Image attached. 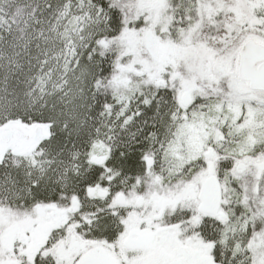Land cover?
I'll list each match as a JSON object with an SVG mask.
<instances>
[{
	"label": "snow or ice",
	"instance_id": "snow-or-ice-1",
	"mask_svg": "<svg viewBox=\"0 0 264 264\" xmlns=\"http://www.w3.org/2000/svg\"><path fill=\"white\" fill-rule=\"evenodd\" d=\"M0 264H264V0H0Z\"/></svg>",
	"mask_w": 264,
	"mask_h": 264
}]
</instances>
